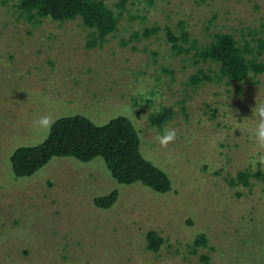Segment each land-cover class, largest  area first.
<instances>
[{
    "label": "rangeland",
    "instance_id": "374dc122",
    "mask_svg": "<svg viewBox=\"0 0 264 264\" xmlns=\"http://www.w3.org/2000/svg\"><path fill=\"white\" fill-rule=\"evenodd\" d=\"M105 1L118 10L117 0ZM13 2L0 0V264H264V184L227 181L241 169L264 170L250 164L264 155L252 112L264 103V72L193 87L188 75L207 63L175 54L162 28L134 35L152 24L177 30L182 21L199 45L215 32L240 42L264 37V0H126L117 30L90 47L79 18L33 23ZM163 105L172 106V118L151 125L149 113ZM76 113L98 124L129 117L141 153L171 188L120 183L99 155L52 156L15 176L14 148L48 134L33 121ZM165 128L176 139L162 147L156 137ZM113 188L110 207L93 203ZM148 229L163 237L156 251L146 247ZM200 232L204 245L193 243Z\"/></svg>",
    "mask_w": 264,
    "mask_h": 264
},
{
    "label": "trees",
    "instance_id": "16d2710c",
    "mask_svg": "<svg viewBox=\"0 0 264 264\" xmlns=\"http://www.w3.org/2000/svg\"><path fill=\"white\" fill-rule=\"evenodd\" d=\"M19 15L33 23L43 18L60 22L79 18L87 28L85 46L100 45L108 34L117 30L126 0L114 2L117 11L105 0H13ZM201 2L204 0H196ZM163 29L175 53L189 55L194 64L207 63V67L198 66L187 77V83L198 87L205 81H239L253 79L264 72V37L252 36L240 42L230 32H215L205 44L199 45L197 39L190 36L182 21L177 22V30L165 24L145 26L134 31L143 36L156 34ZM254 33V31H249ZM236 89H240L238 86ZM174 110L163 105L148 115L149 123L162 128L172 118ZM50 134L34 145H18L10 154L11 169L15 176H28L44 165L52 156H72L87 161L99 155L103 158L109 174L120 183L139 181L157 192L171 188L167 173L144 157L140 151L138 130L124 114L111 117L107 122L95 123L83 114L63 115L55 118ZM250 178L264 184V170L247 168L237 171L227 178L230 185L249 186ZM118 196L116 188L93 197L97 207H110ZM146 247L158 250L163 237L154 229L145 233ZM205 233L200 232L193 240L194 244H206ZM204 258L205 255L203 256Z\"/></svg>",
    "mask_w": 264,
    "mask_h": 264
},
{
    "label": "clouds",
    "instance_id": "9594fccd",
    "mask_svg": "<svg viewBox=\"0 0 264 264\" xmlns=\"http://www.w3.org/2000/svg\"><path fill=\"white\" fill-rule=\"evenodd\" d=\"M253 116L256 120L253 135L258 149L264 150V103H257L252 109ZM55 120L50 116H41L38 120L33 121V126L46 130L49 134ZM156 139L162 147H167L176 139V130L172 128H165L163 135H157ZM253 169L260 165L264 167V155L255 156L251 161Z\"/></svg>",
    "mask_w": 264,
    "mask_h": 264
}]
</instances>
